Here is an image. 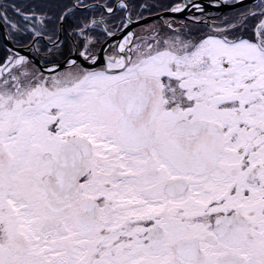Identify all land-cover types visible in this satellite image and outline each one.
<instances>
[{
	"label": "snow or ice",
	"instance_id": "obj_1",
	"mask_svg": "<svg viewBox=\"0 0 264 264\" xmlns=\"http://www.w3.org/2000/svg\"><path fill=\"white\" fill-rule=\"evenodd\" d=\"M0 264H264V0H0Z\"/></svg>",
	"mask_w": 264,
	"mask_h": 264
},
{
	"label": "flooded vegetation",
	"instance_id": "obj_2",
	"mask_svg": "<svg viewBox=\"0 0 264 264\" xmlns=\"http://www.w3.org/2000/svg\"><path fill=\"white\" fill-rule=\"evenodd\" d=\"M204 2L205 3H208V0H204ZM220 9H217V8H215V7H212L211 5H209V7H208V11L210 12V13H214V12H216V11H219ZM185 15H188V13H185ZM177 19H183V17L182 16H177Z\"/></svg>",
	"mask_w": 264,
	"mask_h": 264
}]
</instances>
